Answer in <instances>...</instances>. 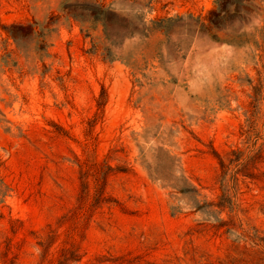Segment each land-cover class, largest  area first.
<instances>
[{"label":"rangeland","instance_id":"374dc122","mask_svg":"<svg viewBox=\"0 0 264 264\" xmlns=\"http://www.w3.org/2000/svg\"><path fill=\"white\" fill-rule=\"evenodd\" d=\"M216 2L0 0V264H55L72 242L81 264H264V190L237 201L254 240L196 210L219 195L213 150L245 147L254 87L264 119V0ZM108 165L116 202L81 237Z\"/></svg>","mask_w":264,"mask_h":264},{"label":"trees","instance_id":"16d2710c","mask_svg":"<svg viewBox=\"0 0 264 264\" xmlns=\"http://www.w3.org/2000/svg\"><path fill=\"white\" fill-rule=\"evenodd\" d=\"M220 1L217 0L216 3L219 4ZM208 32L214 40H219L216 35L211 33V28L208 29ZM261 93V87L253 88L249 117L246 119L245 124L240 126L239 135L245 147H235L226 154L213 150V155L218 163L217 185L219 195L217 199L204 202L201 205L195 201L197 211L204 213L209 219H214L213 223L209 224L211 228L216 231H223L225 235L234 236L238 240L241 238L255 239L251 238L249 231L245 230L243 222L237 218L236 213L239 210L238 197L243 193L244 187L247 189L255 187L264 190V119L260 126ZM113 171V168L108 165L107 170L97 179L98 186L91 196L92 202L87 213L83 214V226L80 229L81 237L84 236V229L93 213L104 205L116 202L106 192L108 178ZM84 176L82 177L81 194L78 199L79 204L75 209V213L83 210L84 202L90 197L89 184ZM9 192V186L0 176V206L4 205ZM181 192L187 193L184 189ZM188 192L195 196L198 195V191L194 187ZM173 211L175 214V209ZM223 214H227V217L223 218ZM56 237V230H51L44 240L38 242L41 249V263L46 260L50 249L55 244ZM10 248L9 246L3 254L5 257L11 251ZM81 261L80 248L75 242H72L59 250V256L56 258L55 264H81Z\"/></svg>","mask_w":264,"mask_h":264},{"label":"clouds","instance_id":"9594fccd","mask_svg":"<svg viewBox=\"0 0 264 264\" xmlns=\"http://www.w3.org/2000/svg\"><path fill=\"white\" fill-rule=\"evenodd\" d=\"M230 59V57H225L224 58V62H226L227 60H229ZM211 82V79L209 78V79H207V80H203V81H200V83L198 84V85H196L195 87H201V86H203L204 84H206V83H210Z\"/></svg>","mask_w":264,"mask_h":264}]
</instances>
